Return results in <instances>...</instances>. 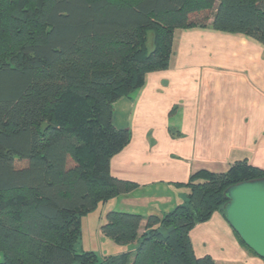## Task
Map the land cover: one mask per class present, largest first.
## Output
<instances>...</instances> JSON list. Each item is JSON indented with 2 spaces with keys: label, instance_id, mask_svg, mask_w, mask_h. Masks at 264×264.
<instances>
[{
  "label": "trees",
  "instance_id": "trees-1",
  "mask_svg": "<svg viewBox=\"0 0 264 264\" xmlns=\"http://www.w3.org/2000/svg\"><path fill=\"white\" fill-rule=\"evenodd\" d=\"M193 28L264 46V0H0V264H216L190 232L224 214L228 188L264 178L246 162L193 175L185 203L143 233L141 216L108 212L103 235L128 251L76 248L85 216L137 188L110 172L131 142L114 104L168 69L175 31Z\"/></svg>",
  "mask_w": 264,
  "mask_h": 264
},
{
  "label": "crops",
  "instance_id": "crops-1",
  "mask_svg": "<svg viewBox=\"0 0 264 264\" xmlns=\"http://www.w3.org/2000/svg\"><path fill=\"white\" fill-rule=\"evenodd\" d=\"M114 124L130 130L131 142L112 158L111 175L137 188L102 205L101 218L139 215L143 233L149 217L185 203L196 173L225 174L241 162L264 170V46L211 28L176 30L169 68L148 73L143 87L114 104ZM190 240L197 259L264 264L222 212L198 224ZM114 245L116 254L129 249Z\"/></svg>",
  "mask_w": 264,
  "mask_h": 264
},
{
  "label": "water",
  "instance_id": "water-1",
  "mask_svg": "<svg viewBox=\"0 0 264 264\" xmlns=\"http://www.w3.org/2000/svg\"><path fill=\"white\" fill-rule=\"evenodd\" d=\"M225 196L227 222L245 246L264 260V178L231 186Z\"/></svg>",
  "mask_w": 264,
  "mask_h": 264
},
{
  "label": "rangeland",
  "instance_id": "rangeland-1",
  "mask_svg": "<svg viewBox=\"0 0 264 264\" xmlns=\"http://www.w3.org/2000/svg\"><path fill=\"white\" fill-rule=\"evenodd\" d=\"M104 210V207L101 205L97 210L91 212L83 218V233L81 240L76 247L79 252L92 251L96 252L101 257L105 255H115L117 253L113 247L115 246V243H112V241L105 235H103L104 237H100L98 234V227L100 226V223L101 225L104 224V219H106L107 213L101 218V212H103Z\"/></svg>",
  "mask_w": 264,
  "mask_h": 264
}]
</instances>
